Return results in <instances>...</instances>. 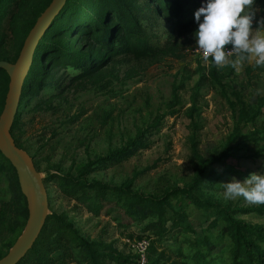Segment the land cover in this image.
Returning a JSON list of instances; mask_svg holds the SVG:
<instances>
[{
  "label": "trees",
  "instance_id": "16d2710c",
  "mask_svg": "<svg viewBox=\"0 0 264 264\" xmlns=\"http://www.w3.org/2000/svg\"><path fill=\"white\" fill-rule=\"evenodd\" d=\"M51 1L0 0V60H17L30 30ZM200 4L201 0H67L41 38L26 77L19 110L12 126L17 145L29 150L22 141V114L41 90L52 83L60 82L54 70L66 69L75 79L86 80L109 67L117 58L131 57L140 60L166 54L180 56L174 32L165 29L164 35L160 33L163 21L172 23L178 33H195L199 24L193 14L200 8ZM7 15L11 40L15 45L13 57L2 53L9 37L2 30ZM255 69L264 70L250 64L245 68L249 84L253 81L252 74ZM195 72L198 78L193 86V104L189 115L192 117L196 111L202 89L211 86L221 90L233 110L235 128L222 150L213 158H204L193 139L194 176L190 184L175 186L155 195L133 190L137 174L119 186L86 178V175L122 163L141 150L149 148L165 118L179 112L182 103L181 90L186 86L187 79L174 84L166 111L158 113L146 126L139 127L134 137L106 155L90 160L77 175L69 172L58 173L53 177L62 191L75 196L82 192V201L85 200L82 196L95 190L89 197L95 199L96 203L89 206L97 216L107 201L115 200L135 223L143 226V231L149 232L148 236H144L151 239L148 264H173L177 261L167 254L173 246L164 243L169 240L178 241V231L193 230L187 224L189 213L183 205L184 200H189L200 209L212 210L209 227L218 230V241H212L209 237L200 241L206 250L198 249L192 254L197 264H264V224L249 222L242 217L244 214L263 217L264 206L224 205L218 200L200 195L205 183L215 180L212 174L215 165L235 156L236 141L246 135L243 127L256 123L264 113V96H259L254 103L247 100L239 89H231L229 92L228 77L234 73L233 69L229 73L225 68L217 69L211 59L208 64H204L199 58ZM9 82L8 72L0 68V115L5 105ZM250 138L258 143L255 156H264V128L257 129ZM32 156L35 159L34 154ZM34 162L36 164L35 160ZM36 166L39 169L37 164ZM7 189L10 191L5 197L8 205L0 213V259L15 243L29 216L27 198L21 190L16 168L0 150V190L5 192ZM50 222L52 227L44 234ZM54 226L56 232L52 233ZM225 235L229 239L228 245L220 253L212 254L222 244L221 239ZM141 238L143 237L140 236L139 239ZM176 255L184 258L188 256L181 247L176 249ZM71 261L78 264L136 262L133 253L126 256L103 242L89 240L71 221L54 212L33 247L18 264H68Z\"/></svg>",
  "mask_w": 264,
  "mask_h": 264
},
{
  "label": "rangeland",
  "instance_id": "374dc122",
  "mask_svg": "<svg viewBox=\"0 0 264 264\" xmlns=\"http://www.w3.org/2000/svg\"><path fill=\"white\" fill-rule=\"evenodd\" d=\"M205 4L206 0H201L200 7ZM254 13L252 27L258 29L264 20V0H255ZM8 22L9 15L2 27L9 35L2 53L13 57L15 45ZM172 26V23L163 21L160 33L164 35L165 29L174 32L180 56L166 54L140 60L117 58L109 67L86 80L75 79L66 69H56L54 73L60 82L41 90L22 114V141L30 154H34L39 169L46 174L45 184L53 212L71 221L89 240L103 242L126 256L132 254V242L140 236H148L149 232L143 231V226L135 223L115 200L107 201L97 216L89 206L96 203L89 197L95 190L82 196L85 198L82 201V192L75 196L62 191L53 175L69 172L77 175L84 164L134 137L139 127L146 126L158 113L166 111L174 84L184 79L187 80L181 90L180 110L165 118L151 146L122 163L86 175V178L119 186L137 174L134 191L160 195L167 189L191 183L194 176L193 139L204 158H213L222 150L235 128L234 112L220 89L205 86L196 111L192 117L189 115L193 86L198 78L195 72L199 59L195 53L196 38L194 31L181 34ZM247 65L245 63L239 73L230 66L225 68L228 73L234 71L228 77L229 92L239 89L247 100L255 103L259 96H264V70L255 69L253 81L249 84L245 73ZM263 128L264 113L256 123L243 127L246 135L236 141L235 156L215 165L212 171L215 180L207 181L200 190L203 198L218 200L224 205L251 206L242 197L225 201L224 183L233 178L243 181L253 172L264 174V156H255L258 143L250 138L257 129ZM9 192V189L0 190V213L8 205L5 197ZM183 205L189 213L187 224L193 230H177L178 241L169 240L164 244L173 246L167 252L172 260H177L173 264H197L192 254L198 249L206 250L200 241L205 237L218 241V230L209 227L212 210L200 209L189 200H184ZM242 217L249 222L264 224V216L244 214ZM49 227H52L51 222L44 234L49 232ZM51 232H56L55 226ZM221 240L222 244L212 254L220 253L228 245L226 235ZM179 247L183 248L187 258L176 255ZM68 264L78 263L71 261Z\"/></svg>",
  "mask_w": 264,
  "mask_h": 264
},
{
  "label": "water",
  "instance_id": "95a60500",
  "mask_svg": "<svg viewBox=\"0 0 264 264\" xmlns=\"http://www.w3.org/2000/svg\"><path fill=\"white\" fill-rule=\"evenodd\" d=\"M66 2L67 0L51 1L30 30L15 62L0 60V68H4L10 76L5 105L0 115V150L16 168L21 190L27 198L29 211L21 234L8 253L0 259V264H18L33 247L48 218L54 213L45 184L46 174L37 168L30 152L17 145L12 134V126L19 110L24 83L34 62L38 44Z\"/></svg>",
  "mask_w": 264,
  "mask_h": 264
},
{
  "label": "clouds",
  "instance_id": "9594fccd",
  "mask_svg": "<svg viewBox=\"0 0 264 264\" xmlns=\"http://www.w3.org/2000/svg\"><path fill=\"white\" fill-rule=\"evenodd\" d=\"M254 5L255 0H206L195 12L196 45L204 62L211 58L217 69L230 66L237 73L245 63L264 67V20L253 29ZM224 187L225 201L242 197L249 205L264 206V174L233 178Z\"/></svg>",
  "mask_w": 264,
  "mask_h": 264
},
{
  "label": "built area",
  "instance_id": "2783aa9c",
  "mask_svg": "<svg viewBox=\"0 0 264 264\" xmlns=\"http://www.w3.org/2000/svg\"><path fill=\"white\" fill-rule=\"evenodd\" d=\"M231 49V46H228ZM196 56L202 61V53L199 52L198 48L195 49ZM211 59V58H210ZM209 59V61H210ZM209 61L207 63H209ZM203 63H205L203 61ZM151 244V239L148 237H143L141 239L132 242V253L135 255V263L133 264H148V249Z\"/></svg>",
  "mask_w": 264,
  "mask_h": 264
}]
</instances>
